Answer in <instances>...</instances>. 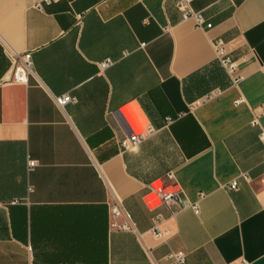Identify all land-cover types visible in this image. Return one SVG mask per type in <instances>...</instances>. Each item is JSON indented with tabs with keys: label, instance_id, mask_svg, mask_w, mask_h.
I'll return each instance as SVG.
<instances>
[{
	"label": "crops",
	"instance_id": "crops-1",
	"mask_svg": "<svg viewBox=\"0 0 264 264\" xmlns=\"http://www.w3.org/2000/svg\"><path fill=\"white\" fill-rule=\"evenodd\" d=\"M31 1L0 0V264H264V0H193L210 29L179 0Z\"/></svg>",
	"mask_w": 264,
	"mask_h": 264
},
{
	"label": "built area",
	"instance_id": "built-area-1",
	"mask_svg": "<svg viewBox=\"0 0 264 264\" xmlns=\"http://www.w3.org/2000/svg\"><path fill=\"white\" fill-rule=\"evenodd\" d=\"M60 0H32L30 6L37 9H44L47 6L55 4ZM193 0H179L178 7L183 12L184 19L186 20H193L196 23V26L200 29H210L212 28V24L207 23L204 16L193 10L192 8ZM215 48L217 51V55L219 60L221 61L224 68L227 72L232 76L234 82L237 83L240 81L241 76L238 75V63L233 60L226 50V44L223 40H217L215 42ZM13 61V80L18 83H28L29 75L33 72V59L31 53H25L23 55L17 54L12 58ZM114 61L107 60L105 62L100 63L101 70H105L106 68L112 66ZM208 96L207 98H209ZM77 100L73 98L71 95H63L56 97V103L61 108H64L71 102H76ZM244 102L243 99L239 100L237 103L240 104ZM256 124V122H254ZM144 136H141L139 133H135L131 135L129 138L124 139L121 142V146L124 150L134 148L137 146L142 140ZM260 140L264 143V130H262L260 134ZM30 167L33 168L37 165L36 161H30ZM243 178L247 181H250V176L245 173L243 174ZM238 182L234 181L229 186L228 189L230 190H237L238 189ZM158 196L160 197L161 201L166 204L167 206L172 205H181L182 204V197H181V190H172L168 191L165 187H159L156 190ZM195 213L199 214V207L195 204L192 206ZM111 217L112 218H122L125 217L127 220L130 219V216L125 212L122 203L119 199L111 206ZM123 229H130V224H125L121 226ZM168 235L167 231H161L160 228L154 230V236L158 239H163ZM172 264H189L187 256L184 252H177L171 254ZM233 264H252L246 259H242L238 262Z\"/></svg>",
	"mask_w": 264,
	"mask_h": 264
}]
</instances>
